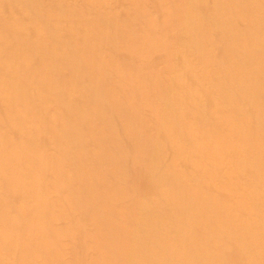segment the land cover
I'll list each match as a JSON object with an SVG mask.
<instances>
[{
    "label": "bare ground",
    "instance_id": "6f19581e",
    "mask_svg": "<svg viewBox=\"0 0 264 264\" xmlns=\"http://www.w3.org/2000/svg\"><path fill=\"white\" fill-rule=\"evenodd\" d=\"M0 264H264V0H0Z\"/></svg>",
    "mask_w": 264,
    "mask_h": 264
}]
</instances>
